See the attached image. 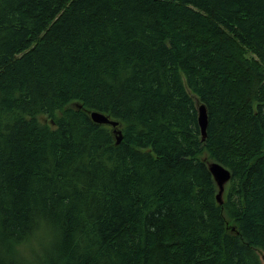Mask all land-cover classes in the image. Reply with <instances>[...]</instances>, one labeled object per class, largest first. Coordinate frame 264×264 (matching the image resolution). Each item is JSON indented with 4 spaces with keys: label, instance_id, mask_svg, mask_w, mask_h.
I'll use <instances>...</instances> for the list:
<instances>
[{
    "label": "trees",
    "instance_id": "obj_1",
    "mask_svg": "<svg viewBox=\"0 0 264 264\" xmlns=\"http://www.w3.org/2000/svg\"><path fill=\"white\" fill-rule=\"evenodd\" d=\"M39 221L34 264H264V0H0V264Z\"/></svg>",
    "mask_w": 264,
    "mask_h": 264
},
{
    "label": "water",
    "instance_id": "obj_2",
    "mask_svg": "<svg viewBox=\"0 0 264 264\" xmlns=\"http://www.w3.org/2000/svg\"><path fill=\"white\" fill-rule=\"evenodd\" d=\"M197 110H198L197 123L200 129L201 140H204L206 138V129L208 124L206 110L205 107L200 104H198ZM90 118L97 125H106L112 128H115L118 125L116 121H112L108 117L98 112L90 113ZM116 133H118L117 136V143H118L121 140V136H120V132H116ZM207 166L218 189V193L216 194V201L218 202V204H222V196L225 189V185L230 181L231 178L230 172L225 167H223L222 165L216 162H207Z\"/></svg>",
    "mask_w": 264,
    "mask_h": 264
},
{
    "label": "clouds",
    "instance_id": "obj_3",
    "mask_svg": "<svg viewBox=\"0 0 264 264\" xmlns=\"http://www.w3.org/2000/svg\"><path fill=\"white\" fill-rule=\"evenodd\" d=\"M38 228L15 245V253L22 264H34V256L41 254V248L50 247L56 240L54 226L45 221H39Z\"/></svg>",
    "mask_w": 264,
    "mask_h": 264
}]
</instances>
